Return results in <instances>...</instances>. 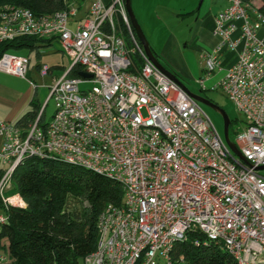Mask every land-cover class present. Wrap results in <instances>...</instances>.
I'll use <instances>...</instances> for the list:
<instances>
[{"label":"built area","instance_id":"1","mask_svg":"<svg viewBox=\"0 0 264 264\" xmlns=\"http://www.w3.org/2000/svg\"><path fill=\"white\" fill-rule=\"evenodd\" d=\"M214 16L216 46L201 56L196 82L209 89L221 56L235 60L210 89L220 88L246 120L231 141L219 135L199 103L147 57L129 21L125 0H90L86 16L67 9L35 15L0 8V43L21 36L56 40L70 64L27 126L0 119V225L10 207L26 203L13 189L28 157L55 159L113 178L120 204L97 219L95 249L83 264H171L177 243L220 244L237 264H264V15L260 2L226 0ZM70 18H72L70 20ZM141 59L135 68L133 57ZM29 58L0 56V71L25 78ZM78 67L77 75L68 74ZM48 67H40L44 75ZM86 72L90 76L82 77ZM181 258V256H180Z\"/></svg>","mask_w":264,"mask_h":264},{"label":"trees","instance_id":"2","mask_svg":"<svg viewBox=\"0 0 264 264\" xmlns=\"http://www.w3.org/2000/svg\"><path fill=\"white\" fill-rule=\"evenodd\" d=\"M74 1L78 11L86 10L90 3V0ZM257 1L264 15V0ZM70 2L72 0H0V8L22 6L39 16L67 9ZM132 30L140 44L133 27ZM52 41L32 36L16 37L0 43V56L21 49L37 50ZM156 58L161 63L157 55ZM133 61L135 68H129L130 72H136L141 65L138 56H134ZM78 71L75 66L68 74L75 76ZM32 102V109L17 120L24 126L38 113V106L34 100ZM11 192L19 193L26 207H10L3 213L6 221L0 225V264H83L82 259L97 243L100 212L108 203L120 204L123 194L113 178L59 160L37 157L26 158L15 170ZM71 201H78L80 206L70 207ZM196 237L201 240L199 245L189 241L176 244L171 252V264H237L220 244L204 245V236L198 233H190L188 238Z\"/></svg>","mask_w":264,"mask_h":264},{"label":"rangeland","instance_id":"3","mask_svg":"<svg viewBox=\"0 0 264 264\" xmlns=\"http://www.w3.org/2000/svg\"><path fill=\"white\" fill-rule=\"evenodd\" d=\"M216 1L218 0H160L162 4H166L169 8H179V16L176 11H171L169 14L167 13L164 18L158 13L160 17L159 20L145 18L143 33L148 38L152 47L156 50L155 52L158 53L161 63L167 68L168 64L165 61L166 59L159 54H161L160 51L164 41L168 37L167 33L170 31H179V69L183 72L188 71L186 72L187 74L179 72L180 81L190 93L204 97L213 105L224 111L230 121L228 130L229 139L233 141L236 132L245 126L246 120L220 88L210 89V85L215 81H209V89L207 90H201L196 82L198 78L196 74L200 67L199 53L202 50L199 47L203 46V39L194 23L183 15V8L187 6L199 7L202 12L207 9L216 10L218 7ZM251 1L256 2V4L259 2L257 0ZM88 6L89 3L87 4L86 10L83 9L82 11H78L73 18L79 19L87 11ZM71 19L72 18H70V20ZM184 43H187V45L184 46ZM15 53L25 55L29 58V65L25 78L21 80H12L11 77L7 76L8 73L6 74L0 71V83L11 82L21 90H30V96L34 99V102H37L43 107L44 119L46 121L50 120L54 112V103L52 100H47V97L53 81L63 75L70 64L67 56L62 52L56 40H53L48 46L38 47L37 50L29 51L28 49H21ZM43 65L48 67V71L46 74L41 75L40 67ZM199 106L210 119L219 135L223 137L222 113L209 105L199 103ZM260 172L264 175V169ZM75 202L71 201L70 207L80 206L78 201ZM157 264H164V261L158 259Z\"/></svg>","mask_w":264,"mask_h":264},{"label":"crops","instance_id":"4","mask_svg":"<svg viewBox=\"0 0 264 264\" xmlns=\"http://www.w3.org/2000/svg\"><path fill=\"white\" fill-rule=\"evenodd\" d=\"M216 4L218 5L216 10L207 9L203 12L199 7L187 6L183 8V15H185L186 18L194 23L203 39V46L199 47L202 50L199 53L200 67L196 74V77L198 78L203 74V65L201 62L202 54L211 51L219 42V38L213 34L214 16L218 11L226 7L227 1L218 0L216 1ZM131 6L135 18L142 31L145 27V18L150 20H152V18L159 20L160 17L158 16V13H160L164 18L166 14H169L171 11H176L177 15L179 16V8H169L166 4H162L160 0H131ZM167 35L168 37L164 41L163 47L160 51L161 54L159 55L166 59L165 61L168 64V67L165 68L174 73L175 76L180 80L179 72L187 74L186 72L188 71L183 72L181 69H179V31H170L167 33ZM146 39L155 56H158V53L155 52L156 50L152 47L147 37ZM185 45H187V43H184V46ZM234 60V53L232 51L226 50L221 56V70L214 71L210 82L216 81L222 74L223 69L232 64ZM7 76L11 77L12 80L22 79V77L12 74H7ZM32 100L34 99L30 96V90H21L11 82L0 83V119L17 121L25 112L32 109ZM34 103L38 106V109L41 107L37 102Z\"/></svg>","mask_w":264,"mask_h":264},{"label":"water","instance_id":"5","mask_svg":"<svg viewBox=\"0 0 264 264\" xmlns=\"http://www.w3.org/2000/svg\"><path fill=\"white\" fill-rule=\"evenodd\" d=\"M125 7H126V11H127V15L129 18V21L131 23V26L133 27L135 33L138 36L139 42L142 45V48L145 52V54L147 55V57L155 64V66L160 69L164 74H166L169 78H171L172 80H174L176 83H178L188 94H190L198 103H202L205 105H209L213 108H215L216 110H218L219 112L222 113L223 115V137H224V141L226 142V144L228 145V147L241 159H243V156L241 155V153L237 150V148L235 147V145L230 141L229 139V135H228V130H229V124L230 121L227 117V115L224 113L223 110L219 109L217 106L213 105L210 101H208L207 99H205L204 97H201L199 95H195L190 93L185 87L184 85L181 83V81L175 76L174 73H172L171 71H169L168 69H166L156 58L155 54L153 53V51L151 50L148 41L139 25V23L137 22L135 15L133 13V9L131 6V0H125ZM82 77H89L90 75L86 72H80L79 73ZM264 169V165L259 166L258 170H262Z\"/></svg>","mask_w":264,"mask_h":264}]
</instances>
